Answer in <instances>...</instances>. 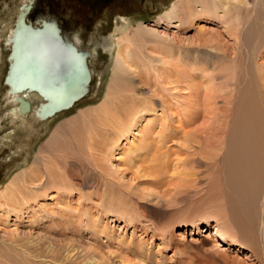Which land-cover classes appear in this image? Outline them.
<instances>
[{
  "label": "rangeland",
  "instance_id": "374dc122",
  "mask_svg": "<svg viewBox=\"0 0 264 264\" xmlns=\"http://www.w3.org/2000/svg\"><path fill=\"white\" fill-rule=\"evenodd\" d=\"M24 1L0 0V190L16 173L32 165L36 152L53 138L54 129L60 122L75 117L81 109L97 105L105 98L114 64L113 30L115 22L120 24L122 17L130 20L129 34L141 23L152 27L160 37L175 38L174 42H181L187 48H210L215 49L212 50L215 53L223 50L221 45H218L220 50L212 48L211 42L198 43L195 38L200 29L204 38L216 36L222 43L229 44L228 48L233 44L231 39H225L223 31L225 26L235 25V20L228 14L227 18L224 17L226 14L222 16V7H219V14L221 12V20L227 19L224 23L217 18L195 19L192 25L183 23L180 32L174 27L176 22H156L176 0H26L27 4ZM230 1L247 4L251 16L241 27V42L249 56L251 53L258 62L264 60V43H257L255 39L264 34V0ZM20 6L24 9L25 22L31 20L34 26L51 22L73 43L71 36L74 33L84 35L85 40L79 36L81 49L88 51L86 63L92 74L90 72L87 92L71 106L51 114L46 111V117L41 119L32 115L29 104L24 112L26 119L12 125L6 115V90L13 76L8 74L13 50L5 46L3 37L7 27L16 28ZM121 25L125 27L124 23ZM104 43L113 49H106ZM143 45L145 52L142 49L140 53L174 61V54L171 57L154 50L151 42ZM259 53L263 59L257 57ZM249 56L244 66L248 72L253 68ZM196 61L185 59L187 65L198 67L196 69L203 75L189 76V67L185 66L187 78H193L188 88L165 74L166 77L159 79L160 89L155 95L159 102L146 92L139 96L142 100L135 99L129 106L127 102L122 108L124 111L121 109L118 114L108 117L111 122L107 115L108 122L105 119L102 122L106 129H101L102 132L91 127L94 136L91 134L90 138L82 134L84 129L81 131L76 127L75 132L80 138L74 136L76 143H70L73 126L67 124L65 129L69 134L64 135L59 146L79 164L70 166L67 161L55 164L49 160L51 167L59 171L55 186L38 192L26 203L0 204V251H9L6 258L0 255V264H11V261L12 264H31L28 262L31 253L41 254L29 258L32 264H258L243 240L233 243L215 231L220 230L222 223L218 196V181L222 178L228 194L233 191L232 200L225 208L228 218L235 216L232 205L240 202L246 230L253 231L264 252V136L261 133L250 160L253 169L237 160L233 130L231 127L217 128L218 118L212 110L217 104L207 97V93L217 90V84L223 81L221 76L215 80L208 78L222 66L221 62L211 59V66L217 67L214 71L208 63L202 64L200 58ZM226 64L232 71L231 64ZM128 65V79L119 86L123 91L132 93L133 79L142 80L140 85L149 89L155 87L154 78L146 77L138 64L128 62ZM121 94L119 92L117 96ZM117 116L119 122H116ZM95 129L98 132H94ZM50 145L57 149L53 141ZM195 156L203 160L202 165H192L197 164L191 162ZM257 182L260 190H257ZM98 191H104L102 199ZM155 198L163 201V205H156ZM119 199L125 202L127 216H121L123 210L117 206ZM136 200L154 205L157 212L143 210ZM55 229L59 233H55ZM9 242L13 243L10 245ZM12 249L16 251L14 256L10 254ZM23 250L31 253L26 255ZM45 251L46 258L42 255ZM210 255L218 259L213 260ZM23 257L27 258L20 262Z\"/></svg>",
  "mask_w": 264,
  "mask_h": 264
},
{
  "label": "bare ground",
  "instance_id": "6f19581e",
  "mask_svg": "<svg viewBox=\"0 0 264 264\" xmlns=\"http://www.w3.org/2000/svg\"><path fill=\"white\" fill-rule=\"evenodd\" d=\"M24 2L26 3L28 1L25 0ZM219 7L220 8L222 7L221 10L224 8L222 10V16H224L226 14L224 17L229 15V17L231 19L233 18L235 20V25L233 24V26H231V27L225 26L224 31H223L225 33V34H223L225 36V39H226V37L228 39H231V42L233 44L231 46H229V48H228L229 44L222 43L220 41V39L217 38L216 36L215 37L209 36L208 38H204L202 35H200L201 29L198 30L197 36L195 38L198 40V43H202V44L203 43L205 44L206 42L207 43L209 42L208 44H210V42L213 43L211 45V47L216 48L217 50L218 49L220 50L218 45H221L223 50H220L216 53L212 51L215 49L211 50L210 48L209 49H207V48L203 49L200 47L187 48L181 42L180 43L174 42L173 40H175V38L169 39V38L160 37V35L157 34V32L155 33V31L152 30V27L150 28V26L143 25L141 23H138L137 27L134 28L133 33L129 34L128 33V25H130V20L121 16L122 20H121L120 24L116 21L115 22L116 25H115V28L113 30V33L116 36V38H115V36H113L115 39L114 38L112 39V44H113V46L115 45L114 64H113V70H112V75H111V82H110V85L108 87L107 94H106L105 98L101 102H99V104H97V105H92V106H89L85 109H81L79 111V113L77 115H75V117L68 119V120H65V121H62L56 126V128L54 129V134L52 135L53 138L50 139L47 142V144H43L40 146L39 150L36 152L32 162H31L32 165L29 166L28 168L22 169L20 172L16 173L6 183L5 188L0 190V204H9V203L20 204L22 202L26 203L29 200L28 198L37 196L36 194H38V192L46 191V189H48L49 187L55 186L56 182H57L56 176H57V173L59 174V171L54 170L55 168L51 167V162L49 160H52L55 164H58L61 160L63 162L67 161V162H69L70 166H75V164H79L78 162H76L74 160V158L71 155L68 154L69 152L67 150H66L67 151V153H66V151L63 150L61 148V146H59L60 142L62 141V138H64V135L66 133H68V132H66V129H65V128H67L68 125L73 126L72 130L74 132L72 130H70V132L72 131V133H70L71 135H69L71 137V139L69 141H70V143L74 144L76 142L73 139V137L75 136L76 139H77V137L80 138L79 136H77V132H75V131H77V130L83 131V129H84V133H82V134H85V136H88L90 138L91 134H92L90 132V130L93 132V129H90L91 127L98 128L100 130L106 129V126L102 123L103 119L106 120V116L109 115V116H107V120H109L110 118H108V117H111V116L113 117L114 114L115 115L118 114L119 111H121V109L127 104V102H128V106H129V103H132L135 99H137V100L141 99V97H139V96L144 95L146 92H148V94L151 95L152 98H153V96L157 95L159 85L161 84L159 79L166 77L165 74H169L170 78H172L173 79L172 81H174V82H177V83L179 82L181 84L184 83L186 88H188L190 83L193 82V81H191L193 78H187L186 71L184 70L185 66L189 67V72H190L189 76H192V75L203 76L201 74V71L196 69L198 67H192V66L187 65V63L185 62V59H188L189 61L191 60L192 62H195L197 58L198 59L200 58L201 61L203 62L202 64L208 63L210 68L214 71L217 69V67L211 66V63H210L211 59L214 58L215 61L219 60V62H221L220 65H222V66L220 68H218L214 74L213 73L209 74L210 77H208V78H211V80L212 79L215 80L221 76V77H223V81L219 82L217 84V90L216 89L211 90L210 93H207V97L209 98L210 101H212V103L217 104V105H214V107L212 109V110H214V112L216 113L215 115L218 118V127L217 128L218 129L221 128L222 130H225L226 128L231 127L233 130L234 140H235L234 143H235L236 152L238 155L237 160L239 162L243 161L245 164H247L246 167L253 169V164H251L250 160L252 158V154H254V148H255L256 143L260 139L259 137H260L261 133L264 136V60L258 62L257 61L258 59L255 57H254L255 58L254 59L250 53V56L252 59L251 61L253 63V65H252V67H253L252 71L253 72L252 71H249V72L245 71V69H244L245 60L249 56V54L247 53L246 47L241 42L242 39H241L240 34H241V30H242L241 27L244 26V24L248 21V19H250V16H251L249 9L247 7V4L245 2H242V1H240L238 3H233L230 0L228 2L225 0L224 1L223 0H176L169 7H167L164 10V12H162L158 16V20H156V22H158V21L163 22V20L166 22L168 21L167 22L168 24L176 22L174 27H176L177 30L181 32L183 23H190V25H192L193 21L195 19L209 20L210 18H213V19L217 18V19L221 20L222 16L220 17L221 12L219 14ZM20 9H21V6H20ZM250 11H252V10H250ZM226 18H223V20H221V21H223V23H224L225 21H227ZM224 19H226V20H224ZM22 21L25 22V14H20L18 16V20L16 21L17 26L15 29H13V27H7L6 28V30H7L6 35H4V37L2 36L5 43H6L5 45L7 46V48L13 50V54L11 55V58H13L11 64L15 60L17 53H18V49L21 45V41H20V38L18 39V36L21 37L20 31H22L21 30L22 29V24H21ZM121 23H124L125 27H123V25H121ZM186 26H188V25H186ZM123 28H125L124 31L121 34H118L120 31H122ZM46 29H50V27L46 28ZM51 35H54V34L51 33ZM112 35L113 34H111V36ZM263 35L259 34L255 37V39L257 40V43H264V36ZM74 38L77 39L76 35H74ZM116 39H117V43H116ZM148 42H151L152 44H154L152 46L154 50L156 49L158 51L166 53V56H170L171 54H174L173 58H172V59H174V61L171 60V58H170V60L172 62L171 63L170 60H166L162 57H156V56L154 57L153 55L143 53V52L140 53L139 51H141L144 47V45L142 46V44H146ZM10 43H11V46H10ZM253 43H254V41H253ZM141 46H142V48H141ZM205 46H204V48H205ZM261 46H263V45H261ZM104 47L106 49H109V47H110V50L113 49V47L111 45L109 46L106 43H104ZM79 48H81V46ZM227 49H229V51H227ZM143 51H144V49H143ZM140 54L142 56L139 58ZM260 54L261 53H259L257 55V57L263 59V57ZM171 57H172V55H171ZM128 62H131L133 64L134 63L138 64L139 68L140 67L142 68L143 74L146 77H149V76L153 77L154 78L153 83H154L155 87L149 89V88H147V86L140 85L142 83L140 81H142V80L137 81V80L133 79L131 82V85H132L131 87L133 88L132 93H129V92L126 93L125 91H123L122 88H120L119 86L121 83L126 82L128 79V75H129L128 74L129 70H127V67L129 66ZM144 62H147V64H145ZM227 62H229L231 64L232 71L229 70V68L226 64ZM195 63H193V64H195ZM197 70L199 72H196ZM142 71H141V74H142ZM8 74H9V71H8ZM19 74H20L19 78H16L14 75L11 77L10 82H8L9 88H7V90H6V94H7V98H8V108L6 111V115L8 116V122H10L12 125H15L17 122H20V121L23 122L26 119L25 117L27 116V113L25 114L24 112L28 108H25L26 105L24 103H27V102H28V105L30 104L31 110H33V112L31 111L32 115L38 116L41 119L46 117L47 112H49L51 114L52 111H58L61 109V108H53L51 105L48 104L50 102V93L49 92H45V91L41 90L40 88H37L36 86L23 85L22 80L23 79H25L26 81H28V80L26 79L25 74H23V73H19ZM91 74H92V71H91ZM215 82L213 84H215ZM206 85H207V83H206ZM212 87H215V86H212ZM161 89H162V87H161ZM136 90L138 91V93H136ZM162 91H163V89H162ZM119 92L122 94L120 96H117V95H119ZM154 100H156L155 102H157V101L159 102V100H158V98H156V96H155ZM145 102H146V100H145ZM133 103H135V102H133ZM143 103H144V101H143ZM146 103H144V105H146ZM148 104H151V103H149V101H148ZM151 105H153V104H151ZM131 108H128V109H131ZM152 108L154 109V107H152ZM136 114H137V112H136ZM126 116H124V117H126ZM118 119L119 118L117 116L116 122H119ZM110 120H109V122H111ZM112 120H115V119L113 118ZM126 120H128V119H126ZM122 121L120 120V122H122ZM129 124H130V122H129ZM76 127H80V128L75 130ZM102 130H101V132H102ZM111 131H113V130H111ZM94 132H98V131H96V129H95ZM121 132H122V130H121ZM74 133L76 135H74ZM82 134H80V135H82ZM92 135L94 136V133ZM110 135H112V134H110ZM85 136H84V138H85ZM115 136L117 137L118 135L115 134ZM92 139L93 138H91V140ZM94 140H92V141L95 142L96 140L95 141ZM52 141H53L55 148H57V149H54L51 147L50 143ZM81 143H83V141ZM87 144H89V143L87 142ZM82 145H84V144H82ZM84 146H86V145H84ZM94 146H96V145H94ZM68 147L70 148L71 144ZM73 147H74V145H73ZM97 147H99V145ZM66 149H67V147H66ZM78 151H79V149H78ZM86 151L87 150H85V152ZM191 162L197 163V164H192V165H202L203 160H201V158L199 156H195V157H193ZM198 163H200V164H198ZM244 167H245V165H244ZM101 175H102V172H101ZM259 184L260 183H258V182L256 183V185H258L257 190H260ZM96 190H99V188H97ZM104 191L103 192L98 191V195L100 196V199L103 198L102 193H104ZM227 191L228 190L226 189V186H225L224 182L222 181V178H220L218 181V193H219L218 196L220 197V201H221V207L220 208H221L222 213L220 214V219L222 220V223H221V228H220L221 231L218 230L219 232L215 231V233L218 234L219 236H223L224 237L223 239H226L230 242L233 241V243L244 241L243 242L244 245L248 246V248H250L253 259L258 264H264L263 249L259 246L258 242L256 241L254 234H253V231L251 229L246 230L247 223H246V220L244 217L243 206L241 205L240 202H235L232 205L233 206V213L235 216L228 218L229 216H227V215L229 213L227 214V210L225 208H226L227 202L232 200L233 191L231 192V190H230V192H229L231 196L228 194ZM100 193H101V195H100ZM121 200L120 199L117 200V206H118V208H122L123 211H121L122 212L121 216L124 217L126 215V206L124 204L125 202L123 203V201H121ZM137 202L143 208V210L151 209V211H153L155 213L157 212L156 210H158L157 208H155L154 205H150L148 203H144L141 201H137ZM103 203H105V201ZM163 203H164L163 201L159 200L158 198H155V204L156 205H163ZM105 204L110 205V203H105ZM115 204L114 205L112 204V205L116 206ZM144 208H146V209H144ZM103 209H104V207H103ZM103 209H101V210H103ZM55 233H59V230L57 229L55 231ZM240 239H241V241H239ZM6 243H8V242H6ZM11 243H13V242H11ZM11 243H10V245H11ZM4 245H2V246H4ZM0 246H1V244H0ZM55 247H57V246H55ZM5 248H6V246H5ZM60 248H62V247H60ZM52 249H49V250H52ZM4 250H6V251H4L5 253L1 252L2 251L1 250L0 255H2V257L4 256L3 258H6L9 251H8V249H4ZM25 250H27V248ZM25 250L22 251L24 254L27 255L28 253H31V252H26ZM49 250L48 251L46 250V251L49 252ZM54 251H56V250H54ZM47 252L42 254L45 256V258L47 256L46 255ZM14 253H16V251H14V250L10 252V254L11 255L13 254V256H14ZM56 253H58V250L56 251ZM67 253H68V251H67ZM38 254L39 253H31V255L34 257L35 256L37 257ZM59 254H60V252H59ZM40 255L41 254H39V256ZM32 256L29 255V258ZM44 256H43V258H44ZM210 256L213 260L218 259V257H216L214 255H210ZM27 257H23L19 261L23 262L24 261L23 259L27 258ZM59 257H62V256L59 255ZM29 258H28V262H31V264H32V261ZM49 258H50V256H49ZM51 260H53V258ZM71 260H72V258H71ZM67 262H68V260H67ZM12 263L13 262L11 261V264ZM41 263L45 264L43 262H41ZM14 264H16V263L14 262ZM56 264H57V262H56ZM68 264H69V262H68Z\"/></svg>",
  "mask_w": 264,
  "mask_h": 264
},
{
  "label": "water",
  "instance_id": "95a60500",
  "mask_svg": "<svg viewBox=\"0 0 264 264\" xmlns=\"http://www.w3.org/2000/svg\"><path fill=\"white\" fill-rule=\"evenodd\" d=\"M50 23L45 21L34 26L31 20L22 21L21 45L10 65L9 74L16 78H19V73L25 74L28 81L20 78L23 85L49 92L48 104L53 108H64L71 106L88 90V51L78 48L66 34L54 28L55 24ZM24 104L28 108V102Z\"/></svg>",
  "mask_w": 264,
  "mask_h": 264
},
{
  "label": "flooded vegetation",
  "instance_id": "af4514ba",
  "mask_svg": "<svg viewBox=\"0 0 264 264\" xmlns=\"http://www.w3.org/2000/svg\"><path fill=\"white\" fill-rule=\"evenodd\" d=\"M28 2H26L25 4H27ZM27 6V5H26ZM25 8V7H24ZM22 9V10H21ZM20 10V12H19V14H18V16L20 15V14H24V12H23V8H21ZM14 29V28H13ZM78 32V31H77ZM79 34V35H78ZM78 34L77 33H74L71 37H72V39L74 40V44L79 48L80 46H82L81 45V37L82 38H84V35H82V34H80L79 32H78ZM74 35H76V37H77V39L76 38H74ZM79 36H81V37H79ZM6 44V43H5ZM6 46V45H5ZM10 46H11V43H10ZM10 50V49H9ZM91 72V71H90ZM7 88H9V86L7 87ZM35 116V115H34Z\"/></svg>",
  "mask_w": 264,
  "mask_h": 264
}]
</instances>
